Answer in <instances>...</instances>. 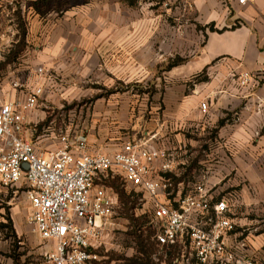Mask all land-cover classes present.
<instances>
[{
	"label": "crops",
	"instance_id": "1",
	"mask_svg": "<svg viewBox=\"0 0 264 264\" xmlns=\"http://www.w3.org/2000/svg\"><path fill=\"white\" fill-rule=\"evenodd\" d=\"M89 1L65 14V25L56 28L55 36L50 33L28 48V75L16 70L14 76L21 78L15 82L44 87L38 107L27 113L24 138L36 153L47 155L61 146V131L44 123L45 109L65 114L73 98L96 97L75 115L77 128L65 123V130L85 131L89 150L103 153L155 135L153 143L173 154L176 179L185 181L194 164V178L206 179L216 193L235 195L238 232L232 239L244 243L248 258L264 263V79L252 89L234 78L235 73L264 67V0H171L169 7L159 4L158 9L96 0L94 10ZM173 15L179 16V37L175 31L169 38L168 17ZM88 16L103 19L95 27V41L73 40V35L92 33L88 25L77 24ZM174 58L179 62L168 70ZM201 74L205 79L200 81L196 78ZM170 81L175 84L168 87ZM148 83L165 89L146 91ZM1 88L3 101L27 98L25 89ZM203 101L207 113L200 109ZM160 164L156 161V170ZM31 213L30 207L26 217ZM14 218L18 232H29ZM44 248L53 249L54 242Z\"/></svg>",
	"mask_w": 264,
	"mask_h": 264
},
{
	"label": "built area",
	"instance_id": "2",
	"mask_svg": "<svg viewBox=\"0 0 264 264\" xmlns=\"http://www.w3.org/2000/svg\"><path fill=\"white\" fill-rule=\"evenodd\" d=\"M170 4L163 0L162 5ZM234 78L241 87L254 89L264 79V67L235 73ZM14 87L25 89L27 98L0 99V186L14 194L25 189L32 209L27 223L44 246L54 242V248L43 253L44 264L109 263L101 250L119 224L121 208L118 192L107 184L110 179H120L123 187L143 195L152 222L141 229L152 232L156 262L167 264L168 252L173 251L172 264H264L248 258L242 252L244 243L232 239L238 232L235 195L214 192L206 179L175 183L173 154L153 143L155 135L103 153L89 150L85 131L66 130L60 134L59 148L38 154L23 133L29 124L27 113L38 107L44 87L19 81ZM200 109L208 112L207 101Z\"/></svg>",
	"mask_w": 264,
	"mask_h": 264
},
{
	"label": "rangeland",
	"instance_id": "3",
	"mask_svg": "<svg viewBox=\"0 0 264 264\" xmlns=\"http://www.w3.org/2000/svg\"><path fill=\"white\" fill-rule=\"evenodd\" d=\"M121 1L126 3V5H129L127 1ZM89 2L93 5L97 1L91 0ZM83 3L84 0H62L60 2L57 0L49 2H45L44 0H0V52H2V58H0V91L2 89L1 86L4 84H7L9 87H11V85L14 86L15 81L21 78L20 76H14L16 70H19L18 72L23 75L29 74L31 59L26 55L27 53H30L28 48L43 41L46 36L55 32L57 27L65 25V14L74 8L80 9ZM162 3L163 0H139L132 5V8L141 9L146 6L145 8L148 9H158L160 8V5L164 7ZM174 7H179V4L177 5L176 3ZM91 9H95L94 5ZM93 10L92 12H94ZM174 10L175 9H173V12L176 11ZM169 11L172 12V10ZM89 14L91 13L89 12ZM20 17H22L27 29L24 52L20 53L15 61L6 65L7 60L9 61V58L16 52L15 45L19 39ZM102 20L103 19H99L95 16L80 18L77 24L88 25L92 28V33L90 30L87 34H76L73 35L72 39L80 41L81 38L88 37V40L95 41L97 36L95 33V27L97 24H100ZM48 25L50 28L44 30ZM168 27L169 38L175 37V31L178 33L179 37V16H169ZM171 32L173 33L171 34ZM53 35L55 36V33H53ZM65 36L67 35H63V37ZM176 62H179V58H174V60L169 61L167 66L168 70L172 68V63ZM202 79H205L204 74L199 77L200 81ZM5 80L7 81L5 82ZM19 82L26 86L22 79L19 80ZM173 84L175 83L170 81L168 87H171ZM191 84L192 82H189L188 86H191ZM164 89L165 87L163 84L161 88L154 83H148L146 91L159 92V90ZM95 100L96 97L73 98L71 103L66 105L67 112L65 114L63 111L58 110V108L54 110L53 108L48 107L45 109L47 113L45 115L46 119L44 123L52 125L58 132L66 131L64 128L65 123H73L71 128L76 129L77 120H75V115L78 116L80 110L85 111L86 107H89L95 102ZM156 100L160 101V98H156ZM193 165L194 164H191V168H189L191 170L185 173L186 184L187 182L194 183L201 181L200 178H194L196 166L194 165L193 167ZM117 183L121 185L122 189L126 190L127 196L129 197L127 201H123L118 193L121 205L117 220L119 224L117 225L116 230H113L107 236L106 246L101 250V254L105 257L104 259L109 262L108 264H130L129 260L135 259L136 255H138V246L135 237L131 234V231L134 228L133 225L137 222L145 224L151 223L152 217L147 209L148 205L140 192L131 191L125 187L123 188L120 179L117 180ZM24 190L25 189H21L18 193L14 194L12 190L5 191L0 187V199H3L4 202L2 204L5 208L4 214L0 218V264H44V245L41 243L39 237L34 234L29 224L24 222L27 218V212L30 210ZM16 210L20 211L18 213L19 215L15 212ZM17 216L21 225H24V227L27 225L29 227V232L17 231L14 218ZM131 217L136 219L135 224L132 223L133 221ZM32 238L35 239V242ZM155 253H157V250ZM116 255L123 257L122 259L124 260H112ZM167 264H172V261H170L169 258Z\"/></svg>",
	"mask_w": 264,
	"mask_h": 264
},
{
	"label": "trees",
	"instance_id": "4",
	"mask_svg": "<svg viewBox=\"0 0 264 264\" xmlns=\"http://www.w3.org/2000/svg\"><path fill=\"white\" fill-rule=\"evenodd\" d=\"M44 1L49 2L52 0H44ZM57 1L60 2L62 0H57ZM125 1H127L130 5H134L139 0H125ZM19 29H20L19 39L15 45L16 46V49H15L16 52L9 58L10 59L9 61L7 60L6 65L15 61L19 57L20 53L24 52L27 29H26V26H25V23H24L22 17L19 18ZM211 29L214 30L213 27H211ZM201 75H199L196 79H199V77H201ZM117 180L116 179H113V180L110 179L109 181H107V184L109 186H112L120 194L121 200L127 201L129 196H127L126 190L122 189L121 185L117 183ZM183 180H184V177H180L179 179H175V183L182 182ZM131 219L133 221L132 223L135 224L136 219H133L132 217H131ZM143 225H144V223H138V222L135 225H133L134 228L131 231V234H132V236L135 237V240H136V243L138 246V249H137L138 255H136L135 259L129 260V262H130V264H160V263H156L153 259V255L155 254L157 247H156V244L151 240L152 232L151 231H145L144 229H141V227ZM139 229H141V232H139ZM174 255H175V253L173 251L168 252V258L170 261H173ZM115 257H113L112 260H117V261L118 260H124V259H122L123 257H121L119 255H116Z\"/></svg>",
	"mask_w": 264,
	"mask_h": 264
},
{
	"label": "water",
	"instance_id": "5",
	"mask_svg": "<svg viewBox=\"0 0 264 264\" xmlns=\"http://www.w3.org/2000/svg\"><path fill=\"white\" fill-rule=\"evenodd\" d=\"M26 168H28V165H25Z\"/></svg>",
	"mask_w": 264,
	"mask_h": 264
}]
</instances>
